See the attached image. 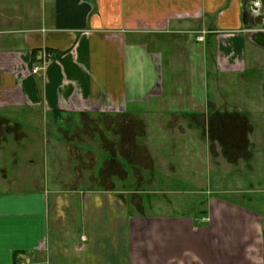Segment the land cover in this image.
I'll return each instance as SVG.
<instances>
[{
	"label": "crops",
	"instance_id": "obj_1",
	"mask_svg": "<svg viewBox=\"0 0 264 264\" xmlns=\"http://www.w3.org/2000/svg\"><path fill=\"white\" fill-rule=\"evenodd\" d=\"M245 4L249 21L243 20ZM261 12L264 0H0V113L35 111L56 120L68 118L75 132L76 121L117 123L146 114L154 157L164 150L165 161L171 159L166 150L176 146L170 135L191 130L201 133V143L223 148L225 159L234 162L232 158L251 150L250 128L229 119L245 123L249 108L237 107L235 96L229 100L211 86L217 88L220 77L244 84L245 75L256 71L258 104L245 93L237 100L264 113V53L259 58L254 50L264 49L257 40L264 31L254 29L264 22ZM37 65L44 69L34 74ZM109 127L101 128V156L108 157L105 148L110 147L122 165L123 140L117 127L112 130L115 140H108ZM184 157L186 170L187 153ZM195 166V177H182L193 188L181 183L172 193L208 194L207 224L198 225L194 215L153 216L147 223L130 217L125 224L126 264H264L262 217L244 223L224 214L219 217L225 221L218 222L214 212L247 208L213 197L206 186L210 177ZM123 176L121 172L111 180L124 182ZM27 184L0 187V264H50L51 191L42 182L33 188ZM80 192L90 199L101 197L93 199L96 207L105 203L119 212L117 205L123 206L124 191L118 188Z\"/></svg>",
	"mask_w": 264,
	"mask_h": 264
},
{
	"label": "rangeland",
	"instance_id": "obj_2",
	"mask_svg": "<svg viewBox=\"0 0 264 264\" xmlns=\"http://www.w3.org/2000/svg\"><path fill=\"white\" fill-rule=\"evenodd\" d=\"M185 44L182 42V45ZM254 50H258L257 56L261 58L264 49L254 47ZM187 55L190 56L188 52ZM249 56L254 60L255 51L250 50ZM245 76L244 84L235 78L220 77L217 88L210 85L212 80L209 81L211 91L228 96L229 100L235 96L237 107L249 108L246 124L243 118L229 119L236 124L242 123L240 126L248 124L250 128L251 150H248L247 156L236 160L232 158L234 162L225 159L223 148L201 143V133L191 130L170 135L176 148H168L166 154L172 160L165 161L164 150L160 151V156L154 157L148 148L149 118L146 114L128 116L117 123H101L98 119L76 121L74 125L78 129L75 132L68 118L56 120L35 111L0 113V187L18 183L25 188L29 185L27 182H31L30 187L33 188L40 187L42 182L44 188L51 191L47 216L50 264H126L123 254L127 243L125 224L130 217L147 223L148 218L153 216L194 215L198 217L199 224H207L208 216L201 218L200 212L207 209L208 194L172 193V189H180L181 183H186L190 190L193 188L189 182H183L182 177H191V173V178L195 177V164L210 177L205 180L209 181L206 186H211L209 191L213 197L251 211L234 208L233 211L214 212L218 222L225 221L219 217L225 214L232 222L244 223L259 221L262 217L264 225V113L253 110L257 106L250 110L248 101L237 100L239 94L245 93L256 98L252 102L258 104L256 100L261 88L256 71H249ZM106 125L112 126L106 132L108 140H115V127L118 128L119 140H123L125 157L122 165L112 157L114 150L110 147L105 148L108 157L101 156V147H104L101 144L104 139L101 128L104 130ZM133 141L135 145L138 143V147ZM89 151L91 154H88ZM184 153H187L188 159L186 170L183 161L181 165ZM196 159L202 162L196 163ZM121 172L124 182H113V176ZM155 174L167 180L160 181ZM72 176H75V181H71ZM115 188L124 191L120 199L123 206L113 207L119 212L109 210L105 203L94 206L93 199L98 202L101 197L90 199L80 192ZM164 192L167 195H163ZM144 217L147 220H143ZM153 222L150 220V224Z\"/></svg>",
	"mask_w": 264,
	"mask_h": 264
},
{
	"label": "water",
	"instance_id": "obj_3",
	"mask_svg": "<svg viewBox=\"0 0 264 264\" xmlns=\"http://www.w3.org/2000/svg\"><path fill=\"white\" fill-rule=\"evenodd\" d=\"M247 8V4H245L244 5V11H243V20L245 21H249V18H250V15H251V13L248 11V9H246ZM254 29H258L259 31L260 30H262V31H264V22H263V20H262V24H260V25H258L256 28H254ZM257 40H258V42L261 44V45H263L264 46V33H260V34H258L257 35Z\"/></svg>",
	"mask_w": 264,
	"mask_h": 264
},
{
	"label": "built area",
	"instance_id": "obj_4",
	"mask_svg": "<svg viewBox=\"0 0 264 264\" xmlns=\"http://www.w3.org/2000/svg\"><path fill=\"white\" fill-rule=\"evenodd\" d=\"M42 69H44V67H40V66H36L34 69H33V73L34 74H38Z\"/></svg>",
	"mask_w": 264,
	"mask_h": 264
},
{
	"label": "trees",
	"instance_id": "obj_5",
	"mask_svg": "<svg viewBox=\"0 0 264 264\" xmlns=\"http://www.w3.org/2000/svg\"><path fill=\"white\" fill-rule=\"evenodd\" d=\"M207 214H208V213H207V211H205V210L200 212V216H201V217H206ZM197 223H198V222H197ZM201 223H202V222H201ZM201 223H200V224L198 223V225H201ZM203 224H205V223H203Z\"/></svg>",
	"mask_w": 264,
	"mask_h": 264
},
{
	"label": "flooded vegetation",
	"instance_id": "obj_6",
	"mask_svg": "<svg viewBox=\"0 0 264 264\" xmlns=\"http://www.w3.org/2000/svg\"><path fill=\"white\" fill-rule=\"evenodd\" d=\"M247 25H250L249 23Z\"/></svg>",
	"mask_w": 264,
	"mask_h": 264
}]
</instances>
